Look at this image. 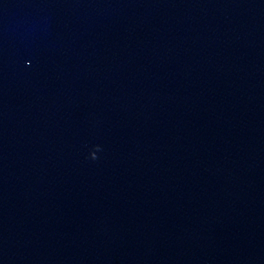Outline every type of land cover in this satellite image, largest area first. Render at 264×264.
Segmentation results:
<instances>
[{"label":"water","instance_id":"1","mask_svg":"<svg viewBox=\"0 0 264 264\" xmlns=\"http://www.w3.org/2000/svg\"><path fill=\"white\" fill-rule=\"evenodd\" d=\"M108 0H0V140L95 22Z\"/></svg>","mask_w":264,"mask_h":264}]
</instances>
